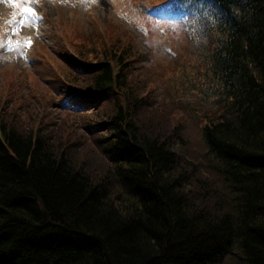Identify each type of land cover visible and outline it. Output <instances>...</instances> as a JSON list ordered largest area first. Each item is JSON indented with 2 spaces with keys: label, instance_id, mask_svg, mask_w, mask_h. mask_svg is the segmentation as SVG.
<instances>
[{
  "label": "trees",
  "instance_id": "1",
  "mask_svg": "<svg viewBox=\"0 0 264 264\" xmlns=\"http://www.w3.org/2000/svg\"><path fill=\"white\" fill-rule=\"evenodd\" d=\"M152 7L207 34V159L180 158V137L149 128L142 113L166 125L181 114L147 108L157 91L138 56L109 39V58L73 65L57 85L60 108L89 111L82 129L46 130L0 104V264H264V0ZM82 42L76 32L83 57ZM216 176L222 196L206 185Z\"/></svg>",
  "mask_w": 264,
  "mask_h": 264
},
{
  "label": "rangeland",
  "instance_id": "2",
  "mask_svg": "<svg viewBox=\"0 0 264 264\" xmlns=\"http://www.w3.org/2000/svg\"><path fill=\"white\" fill-rule=\"evenodd\" d=\"M160 2L0 0V104L21 117L47 121L46 130H55L66 123L81 128L89 111L73 113L69 108H60L57 85L73 65L109 58L100 51L102 45L115 38L118 47L135 52L138 67L154 92L157 91L147 108L165 106L181 114V120L171 118L167 125L156 121L155 116L146 117L145 113L142 119L151 123L149 128L170 131L168 139L172 143L180 137L177 141L180 158L206 160L200 134L206 106L199 103L205 96L204 69H200L202 61L197 45H208V37L199 28L198 19L192 22L182 14L159 16L152 6ZM26 7L32 8L35 15L25 13ZM76 32L83 38L79 44L88 53L83 57L73 48ZM112 34L115 36L110 37ZM8 83L13 88H7ZM145 90H149L147 85ZM193 166L197 172V164ZM209 182L206 185L214 189L215 195L226 193L218 176Z\"/></svg>",
  "mask_w": 264,
  "mask_h": 264
},
{
  "label": "snow or ice",
  "instance_id": "3",
  "mask_svg": "<svg viewBox=\"0 0 264 264\" xmlns=\"http://www.w3.org/2000/svg\"><path fill=\"white\" fill-rule=\"evenodd\" d=\"M169 2H171V0H169ZM23 11H24L25 13H29V14H31V15H35V13L33 12V9L30 8V7H26V8H24ZM29 44H30V41H29Z\"/></svg>",
  "mask_w": 264,
  "mask_h": 264
}]
</instances>
